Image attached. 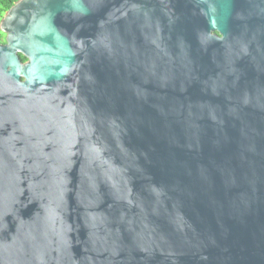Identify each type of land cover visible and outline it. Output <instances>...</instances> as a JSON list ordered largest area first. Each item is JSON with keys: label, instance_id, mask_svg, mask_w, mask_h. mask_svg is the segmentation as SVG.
Instances as JSON below:
<instances>
[{"label": "water", "instance_id": "obj_1", "mask_svg": "<svg viewBox=\"0 0 264 264\" xmlns=\"http://www.w3.org/2000/svg\"><path fill=\"white\" fill-rule=\"evenodd\" d=\"M0 33V264H264V0H19Z\"/></svg>", "mask_w": 264, "mask_h": 264}, {"label": "trees", "instance_id": "obj_2", "mask_svg": "<svg viewBox=\"0 0 264 264\" xmlns=\"http://www.w3.org/2000/svg\"><path fill=\"white\" fill-rule=\"evenodd\" d=\"M19 0H0V20L3 15ZM4 43V35L0 33V44ZM20 57V61L22 63L26 62V59L22 56Z\"/></svg>", "mask_w": 264, "mask_h": 264}, {"label": "flooded vegetation", "instance_id": "obj_3", "mask_svg": "<svg viewBox=\"0 0 264 264\" xmlns=\"http://www.w3.org/2000/svg\"><path fill=\"white\" fill-rule=\"evenodd\" d=\"M4 40H5V37H4ZM2 44H4V43H2Z\"/></svg>", "mask_w": 264, "mask_h": 264}]
</instances>
